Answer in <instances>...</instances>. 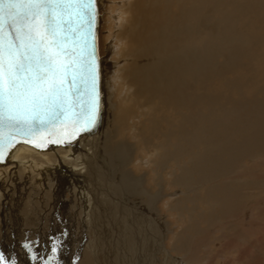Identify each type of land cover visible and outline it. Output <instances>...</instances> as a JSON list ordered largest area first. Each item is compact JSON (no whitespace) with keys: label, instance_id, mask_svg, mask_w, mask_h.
Wrapping results in <instances>:
<instances>
[{"label":"bare ground","instance_id":"6f19581e","mask_svg":"<svg viewBox=\"0 0 264 264\" xmlns=\"http://www.w3.org/2000/svg\"><path fill=\"white\" fill-rule=\"evenodd\" d=\"M97 5L100 125L70 144L20 145L0 166L2 253L38 264L67 218L66 264H114L96 222L132 234L121 222L150 215L146 191L173 186L158 199L172 225L169 249L157 244L162 258L264 264V0Z\"/></svg>","mask_w":264,"mask_h":264},{"label":"snow or ice","instance_id":"6c2138e0","mask_svg":"<svg viewBox=\"0 0 264 264\" xmlns=\"http://www.w3.org/2000/svg\"><path fill=\"white\" fill-rule=\"evenodd\" d=\"M93 5L0 0V161L18 137L28 143L67 121L95 124L99 92L95 54L88 51ZM0 264L16 262L0 253Z\"/></svg>","mask_w":264,"mask_h":264},{"label":"rangeland","instance_id":"374dc122","mask_svg":"<svg viewBox=\"0 0 264 264\" xmlns=\"http://www.w3.org/2000/svg\"><path fill=\"white\" fill-rule=\"evenodd\" d=\"M103 31V30H102ZM101 33V32H100ZM102 35V33H101ZM131 177H129L130 179ZM136 181H134L132 179V182L134 181V183H138L140 184V181L137 179H135ZM97 182V185L100 186V187H103L104 188V184L106 181H98V180H95ZM131 181V180H129ZM96 182H95V185H96ZM102 186H101V185ZM106 184V183H105ZM96 185V186H97ZM97 186V188H99ZM171 187V188H170ZM168 186L169 191L168 190H165V193H163V190L159 187H155L153 189H151V192H147L146 190V193H153L152 196L154 197L155 196V204L153 205V210H150L151 213L149 216H145V217H141V218H138L137 220H135L133 222V224L135 225H132V223H129V220L126 222H121L123 224H126V226H129L128 227V233H132V234H125L124 236V233H122L123 235L121 236L120 234V231H116L114 232L113 234H110V231H113L112 230V225H110L108 219H102L100 220L99 224L96 222V226H99L98 227V230H96V234L94 235L96 238H98V241L99 242V245L102 246V244L105 242L106 245L110 247L112 245V247H114V249H116L117 251V255L115 258H113L112 262L115 264H131V263H135L134 261H137L136 260V255L140 256L142 258L141 262H138L137 261V264H173L175 263V261L173 262L172 260L169 261L168 258H162L161 257V254L159 252V248L157 246V244L159 245H165V247H167L169 249V245L167 244L166 242V239L165 238V232L166 230H168L167 228V224L170 223V220L169 219V216H168V213H167V209L162 205V202H160L158 199L160 198L159 196H161L162 194H168V192L170 191H176L177 188L173 186ZM138 188L139 190L141 191L142 187H136L137 191H138ZM102 190V188H100ZM98 190L99 192H101L100 194L98 193V196H100V198H111L110 195L108 194V192L111 193V190L109 189V191L107 192V190L105 189V191H101V190ZM130 191V190H129ZM143 191V190H142ZM158 191V192H157ZM105 192V194H104ZM142 193V192H141ZM155 193V194H154ZM177 194V192H175ZM103 196H102V195ZM108 194V195H106ZM143 195H141L140 197H138V200H140L142 203H144V205H147V206H151V204H149V200H147V196L142 193ZM158 194V197H156V195ZM105 195V196H104ZM173 195V194H172ZM167 196H170V194H168ZM163 206V207H162ZM166 211H164V210ZM30 212L28 213V215L31 217H33V213H35V210L34 209H29ZM28 210V211H29ZM34 210V211H33ZM153 214V215H152ZM27 217L25 218V221L28 223L29 221L32 220V217ZM167 218V219H166ZM138 220H139V223H142L141 225L138 223ZM114 221H117V219H115ZM67 222H69L67 220V218H64L61 222H60V225L62 227H60V232L58 234L60 235H56L55 238L52 240L51 239V242L53 243V245H50V247H48V249H46L47 251L50 249V252H44V255L43 257L44 258H41V260L39 261L38 264H45L46 261L49 260V264H66V261L68 259V257L72 256V252H67L68 251V248L66 246H63L62 243L67 242V237H65L66 235L65 232H66V226H67ZM102 222V224H101ZM62 223V224H61ZM137 223V224H136ZM33 223H29V225H32ZM65 226H64V225ZM101 224V225H100ZM108 224V225H106ZM121 224V225H123ZM115 225L116 227L118 226L117 224H113ZM137 225H140V226H137ZM104 226V227H103ZM110 226V227H109ZM133 226V227H132ZM144 226V227H143ZM172 226V225H171ZM106 227V228H105ZM119 227V226H118ZM62 228V229H61ZM110 228V229H109ZM130 228V229H129ZM136 228V229H135ZM97 229V228H96ZM106 229V230H105ZM134 232H133V230ZM138 229V230H137ZM16 231V228L14 229ZM47 229H45V235L47 237V234H48V231H46ZM68 230V229H67ZM105 230V231H104ZM132 230V231H130ZM137 230V231H136ZM150 230V231H149ZM100 232V233H99ZM106 233V234H105ZM115 233H119V234H116ZM161 233V234H160ZM105 235V236H104ZM108 237H107V236ZM112 235V236H111ZM64 236V237H63ZM104 236V237H103ZM139 237V238H138ZM92 238V237H91ZM106 238V239H105ZM163 238V239H162ZM38 239V238H37ZM105 239V240H104ZM109 239V240H108ZM107 240V241H106ZM116 240V241H114ZM59 241V242H58ZM109 241V242H108ZM113 241V242H112ZM140 241V242H139ZM116 242V243H115ZM19 243V242H18ZM118 243V244H117ZM69 244V243H68ZM31 245V244H30ZM34 245V248L35 250H37V247H35V243L33 244ZM117 245V246H116ZM18 246H21L20 244ZM29 246V244H28ZM52 246V247H51ZM53 246H55V252H53ZM85 246L84 244L81 245V248L82 250L85 252V249L84 247ZM66 247V248H64ZM138 247L139 251L136 249ZM29 248V247H28ZM64 248V249H63ZM144 248V249H143ZM15 249V248H14ZM24 249V248H22ZM30 249V248H29ZM126 249V250H124ZM16 250V249H15ZM65 250V251H64ZM142 250V251H141ZM153 250V251H152ZM3 251V248H1L0 246V253H2ZM26 253V255H28L30 253V251L27 249V250H20V253L19 255L21 254H24V252ZM60 251V252H59ZM169 251V250H168ZM16 253V251H14ZM34 252V251H33ZM203 252H206L204 249H203ZM15 253H11L10 255H12L13 257V260H15L16 264H22V262L25 264L26 262H24L22 260V258H19V257H14L16 254ZM53 253V254H52ZM120 253V254H119ZM130 253V254H129ZM3 254V253H2ZM18 254V253H17ZM52 254V255H51ZM59 254V255H58ZM66 254V255H64ZM200 254H203L204 253H200ZM4 255V254H3ZM5 257H7V255H4ZM47 256V258H46ZM150 256H154V260L152 259V257ZM159 256V257H158ZM64 257V258H63ZM133 257V258H132ZM25 258V256H23V259ZM34 257H32L31 261H33ZM51 258V259H50ZM132 258V259H131ZM65 259V261H64ZM77 259H79V257H77ZM140 259V258H139ZM145 259V260H144ZM152 259V260H151ZM166 259V261H165ZM8 260H11L10 258H8ZM63 260V261H62ZM150 260V261H149ZM158 260H161L160 263ZM128 261V262H127ZM153 261V262H152ZM40 262H43V263H40ZM59 262V263H58ZM119 262V263H117ZM156 262V263H155ZM169 262V263H168ZM27 264V263H26ZM29 264V263H28ZM31 264H36V262H32ZM176 264V263H175Z\"/></svg>","mask_w":264,"mask_h":264},{"label":"water","instance_id":"95a60500","mask_svg":"<svg viewBox=\"0 0 264 264\" xmlns=\"http://www.w3.org/2000/svg\"><path fill=\"white\" fill-rule=\"evenodd\" d=\"M94 13V23L91 27L92 37L89 38L88 51L95 54V66L97 73V88L99 92V110L97 112V118L95 124L85 128L83 119L79 124H75L73 121H67L65 123H57V125L51 127L48 130H42L36 133L33 137L30 138V142L25 143L21 138H17V141L13 142V146L8 149L6 148L5 156L2 161H0V166H3L7 163L8 158L10 157L12 151L20 145H28L30 147L43 150L49 146H58L63 144H70L76 141L80 136L88 135L93 133L100 125L101 122V92H100V61L97 50V29H98V5L97 0H94L93 5ZM94 40V43L92 42ZM80 129H84L81 131Z\"/></svg>","mask_w":264,"mask_h":264}]
</instances>
